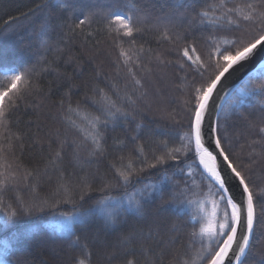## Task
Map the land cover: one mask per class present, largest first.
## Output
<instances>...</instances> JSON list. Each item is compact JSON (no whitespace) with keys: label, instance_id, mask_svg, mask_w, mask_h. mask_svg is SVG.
<instances>
[{"label":"snow or ice","instance_id":"snow-or-ice-1","mask_svg":"<svg viewBox=\"0 0 264 264\" xmlns=\"http://www.w3.org/2000/svg\"><path fill=\"white\" fill-rule=\"evenodd\" d=\"M140 5L141 0H113L101 6L85 4L81 0H56L55 10L63 19L56 23V17L51 13L44 18L39 30L40 45L47 50L50 47V32L57 28L63 30L67 41L79 37L87 45L93 34L86 29H90L93 22L100 23L102 28L98 31H104L119 49L117 62L122 60L135 84L143 87L141 80L135 78L134 67L142 66L139 62L145 49L142 45L136 47L134 36L146 31L158 33L157 41L167 43L166 54L175 59L165 60L158 54L156 61L185 72L182 79L186 83L181 89L184 93L181 103L187 114V131L180 136L179 145L170 147L172 141L168 138L153 141L154 146L149 153L146 151L142 125L137 124L130 138L134 144L131 151L114 157L110 161L111 176L100 187H94L87 175L80 177L76 183L71 181V174L66 173L62 165L66 141L61 140L49 161L57 173L55 189L49 197H34L32 202L17 201L5 205L0 199L7 221L42 211L49 199L54 200L51 205L53 209L58 205L71 204V212L54 211L53 217L59 225V233L68 238L69 247L76 250L73 264H96L94 248L97 247L106 249L105 257L109 264H264V243L261 244L258 259H249L256 255L253 242L258 219L264 216V205H260L258 216V194L250 183L251 177L246 175L256 163L253 156L264 160V122L260 125L249 124V128L256 129L258 138L251 141L248 164L230 147L224 146L228 137L221 135L219 115L208 124L209 138L214 148L208 146L204 133L206 118L220 108L219 104L213 105L226 75L235 67L249 63L264 50V0H178L169 6L167 12L163 11L164 6L161 5L158 14L155 9L149 10ZM40 8V4L35 5L36 10ZM32 11L29 9V13ZM74 15L76 18L73 21ZM14 19L8 17L5 26ZM205 32L207 35H203ZM3 36L4 33L0 31V38ZM124 43H129V46L125 48ZM0 67L3 68L0 72L3 77L0 81V192L32 180L37 181L30 185L36 192L40 169L23 168L21 174L22 165L9 159L10 154L14 155L16 142L20 140V136L11 131L9 118L25 96L37 90L34 83L38 76L36 64L22 68ZM257 68L259 75L264 76V60L258 63ZM255 71L240 81L237 88L240 98L257 94L254 89H259V94L264 95V83L253 84ZM189 76L191 80H188ZM96 94L99 96L97 103L100 104V114L85 115L87 127L77 130L83 133L85 142H91L90 156H104L108 150L105 147L106 132L102 129L106 130L110 123L115 126L117 121L128 120L131 114L103 89ZM219 99L223 100L224 97L220 96ZM128 100L130 104L136 103L131 97ZM60 104L63 106V99ZM242 105L243 100L240 99L234 108ZM68 111H76L70 102ZM173 113L168 115L175 119ZM117 144L121 150L126 146L124 140L118 139ZM189 155L192 162L187 165V173L181 168L179 172L168 174L169 161L182 163ZM148 170H160L156 183L145 184L133 194L125 191V198L119 200L105 194L118 188L127 190L138 183ZM197 171L199 183L192 178ZM176 176L184 178L176 179ZM233 181L240 191L239 201L232 191ZM93 192L102 195L85 207L91 198L89 194ZM260 194L264 195V190ZM149 205H155L158 212L171 209L179 218V223L172 224L167 231L177 235L165 239L159 220L154 221L155 231L149 228L146 233L133 227L115 243H109L98 232L90 230L97 210L107 209L103 211L105 221L115 225L121 220V213H132L143 218ZM180 232L184 233L187 244L176 248V242L181 238ZM7 254L6 250L0 251V264H11L4 258Z\"/></svg>","mask_w":264,"mask_h":264},{"label":"trees","instance_id":"trees-1","mask_svg":"<svg viewBox=\"0 0 264 264\" xmlns=\"http://www.w3.org/2000/svg\"><path fill=\"white\" fill-rule=\"evenodd\" d=\"M81 2L101 6L112 3L113 0H81ZM176 2L178 0H141L140 6L149 10L155 9L158 14L161 5L164 6L163 11L167 12L169 6ZM55 3L56 0H0V31L4 33L0 38V65L22 68L36 64L38 73L34 81L37 90L27 94L9 118L11 131L20 136V140L16 142L14 155L10 154L9 159L22 165L21 174L23 168H38L41 171L36 192H33L30 186L32 183H37L36 180L20 182L0 192V199H3L5 205L15 204L17 201L32 202L34 197L37 199L49 197L57 184V173L49 161L61 140L66 141L62 165L66 173L71 174V181L76 183L80 177L87 175L94 187H100L102 182L111 176L110 161L121 154L126 155L133 148L134 144L130 138L137 124L142 125L143 139L147 142L146 151L149 153L154 146L153 141L165 138L172 141L170 147L178 146L180 136L187 131V114L181 103L184 98L181 89L186 83L182 79L185 72L176 67H166L156 61L155 57L158 54L165 60L175 59L174 56L166 54L169 45L157 41L158 33L146 31L134 36L136 47L142 45L145 49V54L139 62L142 66L134 67L135 78L140 79L143 85L140 87L135 84L123 61L117 62L119 49L104 31H98L102 28L100 23L93 22L92 27L86 29L93 34L87 45H84L82 38L79 37L74 41H67L63 30L57 28L50 32V47L47 50L42 48L39 30L44 18L51 13L56 17V23H60L63 19L56 12ZM37 4L41 5L39 10L35 9ZM29 9L33 11L29 13ZM10 16L15 19L5 26V21H8ZM75 18L74 15L73 21ZM203 35H207V32ZM123 46L127 48L129 43H124ZM2 71L3 68L0 67V72ZM2 79L3 77L0 76V81ZM188 80H191V76ZM260 83H264V76L259 75L258 69L255 71L253 84ZM99 89H103L112 99L117 100L119 106L131 115L128 120L117 121L115 126L110 123L106 130L102 129L107 137L105 144L107 155L90 156L91 142H85L83 133L77 128L87 127L85 115L100 114V104L97 103L99 96L96 94ZM254 91L257 94L240 98L236 90L225 102L219 114L221 135L228 137V140L224 141V146L230 147L245 164L249 163L251 141L258 138L255 135L256 129L249 128V124L260 125L264 122L262 120L264 95L259 94V89ZM128 97L136 103L130 104ZM62 99L63 106L60 104ZM240 99L243 100L242 107L234 108ZM69 102L76 111H68ZM168 113H173L175 119H172ZM101 119L103 120L104 117L102 116ZM225 120H227L226 125ZM118 139L125 141L126 146L122 150L117 144ZM253 159H256V163L246 175L251 177L250 183L258 194L259 216V207L264 205V195L260 194L264 190V160L255 156ZM191 162V155L182 163L169 161L168 174L179 172L181 168L187 173V165ZM46 166L47 171H45ZM159 171L148 170L139 178L138 183H134L127 190L118 188L105 194L117 200L125 198V191L133 194L145 184L156 183L160 178ZM192 178L199 183V171ZM89 195L91 198L87 200L85 207L93 204L102 194L93 192ZM53 203L54 200L49 199L48 205L42 211L34 212L29 216H19L13 221H7L3 205H0V251H7L8 254L4 258L11 264H73L72 258L76 250L69 247L70 240L59 233V225L53 217L54 211L71 212L72 205H58L53 209L51 207ZM106 210H97L90 230L94 233L98 232L109 243H115L133 227L142 229L146 233L149 228L155 231L154 221L157 220L161 222L165 239L178 234L167 231L172 224L179 223V218L171 209L158 212L155 205H149L146 210L147 215L143 218L132 213H121V220L115 225L106 223L103 215V211ZM179 235L181 238L177 240L176 248L187 244L184 233L180 232ZM253 243V252L256 255L250 256V260L258 259L261 244L264 243V216L258 219ZM105 251L103 247L94 248L96 264H109Z\"/></svg>","mask_w":264,"mask_h":264},{"label":"water","instance_id":"water-1","mask_svg":"<svg viewBox=\"0 0 264 264\" xmlns=\"http://www.w3.org/2000/svg\"><path fill=\"white\" fill-rule=\"evenodd\" d=\"M264 60V50H261L257 56L250 61L247 64L240 65L238 67H235L233 70L230 71L229 74L226 75L222 82V87L220 88L219 92L217 93V96L215 98V104H219L220 108L217 109L216 111L212 112L205 121V126H204V133H205V138L208 143V146L210 148H214V145L211 143V140L209 138V133H208V124L210 121L215 120L217 118V115L220 114L225 102L230 98V96L237 90L238 86L240 85V81L243 80L250 72H253L254 69L258 70L257 65L258 63ZM226 92L228 94H226ZM220 96H223L224 99L221 100L219 99ZM235 181L232 182V191L235 195V198L237 201L240 199V191L235 187Z\"/></svg>","mask_w":264,"mask_h":264}]
</instances>
